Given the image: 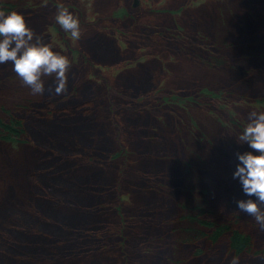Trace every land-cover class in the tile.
<instances>
[{
	"label": "rangeland",
	"instance_id": "1",
	"mask_svg": "<svg viewBox=\"0 0 264 264\" xmlns=\"http://www.w3.org/2000/svg\"><path fill=\"white\" fill-rule=\"evenodd\" d=\"M11 3L16 4L5 12L21 13L35 37L68 57L64 94L74 89L86 94V117L96 119L106 146L102 153L91 152L89 144L55 152L32 135L19 146L0 142V263L30 259L24 256L31 251L28 243L43 248L36 247L40 254L32 249L36 258L30 264L57 256L58 264H175L176 257L178 264H254L262 259L237 256L226 239L197 242L204 252L196 254L195 245L176 243L174 229L189 183L186 161L194 150L205 161L197 179L209 190L210 204L226 217H238L236 226L252 236L256 249L264 242L254 217L237 207L236 201L248 196L233 178L238 153L259 155L238 137L249 113L264 111V100L254 101L264 97V78L257 74L264 70V0ZM60 4L78 18L79 40L56 22ZM212 53L224 59L219 67L207 63ZM43 80L45 91L35 96L63 95L54 92V75ZM204 88L209 94H201ZM0 93L33 95L12 62L0 64ZM173 93L194 102L160 100ZM215 93L228 97L220 102ZM119 151L123 154L113 158ZM66 162L74 168L71 176L85 178L96 195L90 203L93 216L77 215L70 224L76 240L64 243L63 232L50 238L38 223L50 219L55 205L73 215L74 206L87 209L51 187L59 181L50 173ZM7 244L12 250L6 253Z\"/></svg>",
	"mask_w": 264,
	"mask_h": 264
},
{
	"label": "trees",
	"instance_id": "2",
	"mask_svg": "<svg viewBox=\"0 0 264 264\" xmlns=\"http://www.w3.org/2000/svg\"><path fill=\"white\" fill-rule=\"evenodd\" d=\"M16 1L17 0H15V2ZM15 4L16 3H11V0H0V10L6 11L7 9L14 7ZM210 57L211 58L207 61L210 66L219 67L222 63H224V59L218 53H212ZM260 57L264 59V54L260 55ZM257 74H259L261 78H264V70L261 69L260 71H257ZM208 90V88H204L201 91V94H209ZM214 96L219 99L220 102L224 101L228 97L227 93L221 94L220 96L215 93ZM86 99V94L79 91L76 92V89H74L72 94L68 93L63 94L60 97L50 98H43L39 95L15 96V94L3 95L0 93V142L12 143L15 146H19V144L23 145L30 141L31 137H29V135H32V137L40 143H46V145H49L55 152L90 145L92 146L91 152L95 151V153H97L100 151L102 153L103 150L101 149L106 145H104L105 142L101 139L103 138L101 137V134L98 135L97 127H94L96 119H88L86 117L88 112L87 110L90 108ZM160 100L167 104H184L186 102H194V98L187 96L181 97L176 93L164 96ZM262 100H264V97L258 98L254 101L260 102ZM235 126L239 127L236 124ZM100 143L103 147L100 146ZM120 152L121 151L116 154L114 153L115 155L113 154L112 157L121 156L123 151L121 153ZM191 154L194 156L192 157V160L186 161L189 163H187L188 168L186 170L187 175L189 176V183L184 188V201L179 204L180 211L178 213L174 229L176 243L179 245H195L196 247L194 251L196 254H200L204 252V248H201L197 242L208 241V243H213L219 239H226L229 243L230 250L237 256H261L262 259L258 262H255V260L252 262H254V264H264V242L259 246V249H256L255 241L252 236L236 226L238 217H226L210 204V194H207L209 193V190L204 188L203 186H205V184L197 179V171L205 161L194 150L191 151ZM59 158L58 160H60ZM91 158L93 160V157ZM65 164L67 165L61 167L62 171L56 170V172L54 171L50 173L52 176L51 178L59 181L58 187H51L58 193H63L70 197L74 196L75 198L72 197L70 200L73 202L75 200V203L77 204H84L87 209H84L83 212L79 211V209L74 206L73 211L76 213L75 216L72 213L65 212L66 210L61 209L60 204L56 201L54 204L59 205H55L54 208L58 212L56 213L55 211L54 214L51 213L52 215H49L50 219L45 217L46 220L50 221L44 220L43 223H38L41 224L44 229L47 228L46 230L49 233L50 238L55 236L56 232H63V234H65L62 236L64 237V243L76 240V236L73 234L74 231L70 230V224H72L71 221L73 220H79L77 215H80L83 219H88L93 216L91 214V212H93L91 210L92 204L90 203H92L93 198L95 197L94 195H96V193L93 192L94 186L90 185V182L85 183V178H81L78 175L71 176V171L74 168L70 166L71 164H68V162ZM249 198L254 200L256 199L254 196L248 197L247 199ZM80 201H82V203H80ZM72 205L73 204L69 203L68 206H71L72 208ZM73 216H75V218ZM252 221L255 227H259V229H261L255 219ZM261 231L264 232V230ZM115 232L120 233L121 229L117 227ZM28 245L31 246V249H29L31 251L24 255L29 256L30 259L27 260L28 262L23 260L24 262L11 261L9 263H1H32L29 260L36 258L32 249L39 247L43 250V248L40 244L28 243L27 246ZM7 249L12 250L9 249V244L3 246L4 252L7 253ZM36 249L38 252L37 254H40L41 252H39L38 248ZM211 250L212 248L207 250L206 254L208 255L211 253ZM57 258L60 260V257L57 256L55 258L48 259L47 263L58 264ZM173 261L175 264L180 263V259L177 257L173 258ZM212 263H214L213 260Z\"/></svg>",
	"mask_w": 264,
	"mask_h": 264
},
{
	"label": "clouds",
	"instance_id": "3",
	"mask_svg": "<svg viewBox=\"0 0 264 264\" xmlns=\"http://www.w3.org/2000/svg\"><path fill=\"white\" fill-rule=\"evenodd\" d=\"M55 20L74 40L80 39L79 20L63 4L58 5ZM7 62H12L13 71L31 88L33 95L43 94V77L53 75L55 94L67 92V73L71 67L68 57L35 37L25 17L14 10H0V64ZM238 140L247 142L259 155L253 152L237 154L240 163L233 178L239 179L246 196L256 199L238 200L236 204L240 211L254 217L264 230V111L249 113L248 123Z\"/></svg>",
	"mask_w": 264,
	"mask_h": 264
}]
</instances>
